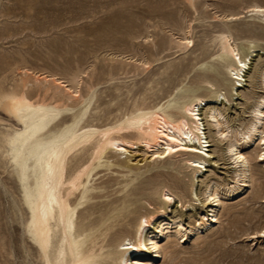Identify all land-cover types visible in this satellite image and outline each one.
<instances>
[{"label": "rangeland", "instance_id": "374dc122", "mask_svg": "<svg viewBox=\"0 0 264 264\" xmlns=\"http://www.w3.org/2000/svg\"><path fill=\"white\" fill-rule=\"evenodd\" d=\"M195 1L197 10L190 8L187 0H0V264H47L29 228L32 210L26 186L29 182L34 187L33 166L29 160L25 172L29 179L25 182V173L15 162L10 143L23 125L5 110L2 99L16 91L33 101L63 107L76 105L51 91L38 89L33 78H25V71L75 85L83 98L94 96L88 120L95 126L107 124L121 113L141 105L153 106L169 93L177 92V87L190 84L194 76L203 73L198 68L200 64L219 52L216 34L224 28L226 19L237 15L229 22L238 29L236 40L250 39L260 47L247 61L249 75L239 95L233 98L228 94L220 107L225 109L233 129L242 130L251 120L253 105L264 96V86L257 75L258 69L264 68V24L249 10L254 5L264 7V0ZM184 30L191 31L193 43L180 50L172 40L183 38ZM27 80L28 88H24ZM69 116L70 113L62 115L67 119ZM205 132L209 133L208 127ZM225 143L211 147L218 151L214 154L218 163H208L200 177L193 179L189 170L180 167L158 168L137 182L151 177L170 184L173 190L188 184L180 189L191 204L187 211L183 209L187 223L207 213L209 208L199 192L205 188L204 181L212 177L219 184L222 201L217 212L219 222L185 242L173 229L169 238L159 237L160 244L177 245L170 250H180L184 256L200 250L217 264H264V238H253L264 228V185L256 181L239 194L228 192L243 182L236 175L234 161L224 152ZM253 146L243 143L240 147L244 153L254 154L252 168L264 174V159L257 155L264 145ZM133 155L137 156L134 162L147 158L142 150L120 158ZM106 179L108 176L97 183ZM117 187H109L94 200L99 210L115 200ZM152 204L158 206L155 201ZM178 205L170 216L182 210L176 208ZM158 260V264H167V258Z\"/></svg>", "mask_w": 264, "mask_h": 264}, {"label": "bare ground", "instance_id": "6f19581e", "mask_svg": "<svg viewBox=\"0 0 264 264\" xmlns=\"http://www.w3.org/2000/svg\"><path fill=\"white\" fill-rule=\"evenodd\" d=\"M187 2L197 10L195 0ZM249 11L264 24L263 6L254 5ZM237 17L226 19L224 28L216 34L219 52L200 64L198 68L203 73L194 76L190 84L177 87V92L169 93L153 106L141 105L121 113L107 124L95 126L88 120L94 96L83 98L75 85L71 87L55 78L24 72L38 89L51 91L76 105L63 107L33 101L16 91L3 97L5 110L23 125L10 143L15 162L24 173L29 160L33 166L34 187L29 182L26 186L32 210L29 228L47 264H158L159 258H167V264H217L200 250L192 256L170 250L177 245L168 243L164 247L159 237L169 238L174 229L185 242L218 223L217 212L222 205L219 184L212 177L204 181L205 188L200 189L199 196L204 197L209 209L200 218L185 223L183 209L187 211L191 204L180 189L188 184L173 190L170 184L155 178L137 180L154 169L178 167L189 170L193 179L200 177L208 163H218L214 160L218 151L211 147L226 142L224 152L234 161L236 175L243 182L228 192L239 194L256 181L264 185L262 170L252 168L254 154H246L240 147L243 143H253L258 148L264 145V96L253 105V116L242 130L233 129L225 109L220 107L228 94L233 98L239 95L249 75L247 61L260 47L250 39L236 40L238 29L229 22ZM190 33L184 30V37L172 40L173 44L180 50L188 49L193 43ZM257 75L264 86V68L258 69ZM225 86L231 91H225ZM24 88H28V80ZM64 113H70L69 119L62 117ZM262 149L257 154L260 160L264 159ZM137 150L147 158L136 162L134 155L120 158ZM28 179L25 173V182ZM114 186H118L115 200L99 210L94 200ZM152 201L158 206H153ZM176 203V208L182 210L170 216ZM255 234L253 238H264V228Z\"/></svg>", "mask_w": 264, "mask_h": 264}]
</instances>
